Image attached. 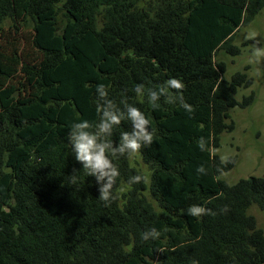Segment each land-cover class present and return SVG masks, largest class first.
I'll return each mask as SVG.
<instances>
[{"label": "trees", "instance_id": "1", "mask_svg": "<svg viewBox=\"0 0 264 264\" xmlns=\"http://www.w3.org/2000/svg\"><path fill=\"white\" fill-rule=\"evenodd\" d=\"M258 15L264 0H0V264H264V232L248 213L264 211V178L227 184L237 157L213 153L234 129L229 111L255 100L236 101L252 79H226L215 57L241 55L235 35ZM171 78L191 118L178 101L153 108L134 91ZM98 84L154 134L131 157L108 153L120 176L107 206L67 141L73 123L99 122ZM130 130L122 120L108 139ZM134 175L143 180L129 187ZM191 204L215 215L191 217ZM150 228L159 236L141 239Z\"/></svg>", "mask_w": 264, "mask_h": 264}, {"label": "clouds", "instance_id": "2", "mask_svg": "<svg viewBox=\"0 0 264 264\" xmlns=\"http://www.w3.org/2000/svg\"><path fill=\"white\" fill-rule=\"evenodd\" d=\"M258 33L253 31L251 38L250 58L257 64L264 61V47L260 46L257 40ZM184 83L179 78H171L161 84L158 88L145 89L143 84L136 85L134 91L138 97L147 96L148 102L153 108L158 107L157 101L161 97H166L168 103L180 104L190 116L194 112L191 105L183 99ZM97 111L100 113L99 122L92 124L87 120L73 123L67 136L68 145L71 153L78 162L87 176L95 178L99 193L98 199L106 206L115 200L113 189L116 186L120 171L113 161L109 158L108 153L112 156H133L138 154L143 147H150L153 144L154 134L149 131V121L145 114L137 107L127 102L123 103L121 109L116 103L108 98V91L104 84L96 85ZM122 120L130 122L131 130L124 131L120 134L118 145L114 146L108 138L112 135L113 128L119 126ZM210 140H205L203 136L197 140V147L200 151H209L211 148ZM222 162L229 163L228 157H222ZM197 174H205L206 170L203 165L196 169ZM220 171V170H218ZM75 173V172H74ZM72 183L76 182L75 175L69 176ZM143 177L134 175L127 181L131 187L134 184L141 183ZM222 211H227V207ZM186 212L189 216L198 218L204 215H215L210 209L199 204H191ZM159 236L157 229L150 228L141 233V239L147 241ZM193 264H196L194 261Z\"/></svg>", "mask_w": 264, "mask_h": 264}, {"label": "rangeland", "instance_id": "3", "mask_svg": "<svg viewBox=\"0 0 264 264\" xmlns=\"http://www.w3.org/2000/svg\"><path fill=\"white\" fill-rule=\"evenodd\" d=\"M253 31L258 33L257 40L262 43L264 40L262 15H258L249 26L240 28L236 33L234 44L240 48L241 55L231 57L222 52L215 57L216 61L226 64V79L229 80L235 73H245L252 79L249 88L237 89L235 99L238 103L251 92L255 96L250 106L244 109L236 106L229 111L234 129L231 132H223L219 148L213 150L221 159L225 156L237 157L234 168L220 177L230 185L249 177L264 178V61L257 64L250 58ZM134 158L137 163L132 164L145 171L146 167L141 160L138 157ZM248 213L256 219L257 226L264 232V211L252 206Z\"/></svg>", "mask_w": 264, "mask_h": 264}]
</instances>
